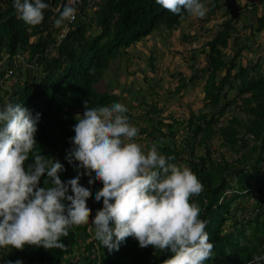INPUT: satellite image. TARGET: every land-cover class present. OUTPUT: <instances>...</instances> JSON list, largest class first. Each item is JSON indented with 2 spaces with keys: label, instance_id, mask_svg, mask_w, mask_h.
Wrapping results in <instances>:
<instances>
[{
  "label": "trees",
  "instance_id": "trees-1",
  "mask_svg": "<svg viewBox=\"0 0 264 264\" xmlns=\"http://www.w3.org/2000/svg\"><path fill=\"white\" fill-rule=\"evenodd\" d=\"M44 2L62 10L67 0ZM237 4L225 0H209L208 4L211 15L223 7L227 15L207 43V64L202 70L207 74L203 107L212 113L191 112L186 122L172 119L165 124L161 109L151 105L146 114L149 124L141 126L148 147L170 137V142L160 147L161 153L174 156L178 165L188 166L204 185L192 202L199 204L200 218L208 221L206 231L215 245L205 264H249L254 255H264V61L260 58L245 67L238 63L242 52L251 49L244 38L237 39L233 53L225 52L237 34L234 22L237 12L242 11ZM189 17L187 13L183 18L173 15L155 0H94L93 4L84 0L73 24L66 22V27L57 28L59 11L46 10L43 23L33 28L19 18L13 0H0V109L8 103H21L33 116L40 114L38 150L64 165L66 171L59 175L67 182L77 176L66 155L74 147L73 127L78 112L83 115L85 111L84 100H89L90 107L118 103L117 95L98 88L111 64L144 38L160 30H176ZM254 20L255 25L246 30L256 36L264 32V11ZM64 30L67 32L60 38ZM235 109L238 111L221 125ZM152 114L159 117L156 122L149 118ZM127 115L132 122V115ZM185 124L181 133L186 135L178 143L176 135ZM164 125L168 134L162 131ZM218 134L222 142L216 151L211 142ZM228 154L235 156L229 159ZM47 179L46 174L41 177L40 187H46ZM88 181L84 175L80 183L93 194L87 201L91 220L103 208V203L95 200L103 185ZM47 186H51L50 181ZM61 242L65 250L31 246L23 251L0 249V264H15L17 260L23 264H164L174 255L151 246L141 248L133 237L127 238L119 251L109 252L94 239L91 221L71 229Z\"/></svg>",
  "mask_w": 264,
  "mask_h": 264
},
{
  "label": "clouds",
  "instance_id": "clouds-1",
  "mask_svg": "<svg viewBox=\"0 0 264 264\" xmlns=\"http://www.w3.org/2000/svg\"><path fill=\"white\" fill-rule=\"evenodd\" d=\"M83 1L67 0L58 10L44 0H13V8L33 28L43 23L46 10L59 11L55 26L61 28L76 21ZM155 2L181 18L187 13L202 19L209 11L203 0ZM83 105L85 111L76 116L73 127L74 147L66 155L77 176L67 182L59 175L66 171L64 165L38 150L40 114L33 116L21 103L0 109V249L65 250L62 238L91 221L94 239L109 252L119 251L133 237L141 248L173 253L164 264H205L215 245L206 231L208 221L200 218L199 204L192 202L204 190L197 175L175 163L174 156L161 153L163 138L147 148L138 143L140 129L130 122L125 105L90 107L88 99ZM45 174L46 187H40ZM84 175L90 185H103L95 195L103 208L91 220L87 201L93 194L80 183ZM262 262L264 255H254L249 264Z\"/></svg>",
  "mask_w": 264,
  "mask_h": 264
},
{
  "label": "rangeland",
  "instance_id": "rangeland-1",
  "mask_svg": "<svg viewBox=\"0 0 264 264\" xmlns=\"http://www.w3.org/2000/svg\"><path fill=\"white\" fill-rule=\"evenodd\" d=\"M225 1L231 4L238 3L237 5L242 8L241 12H237V23L234 22L237 34H233L229 47L225 49L226 54L233 53L232 50L236 49L238 38H244L251 49L242 52L238 63L244 67L252 66L260 58L263 63L264 32L254 36V32L246 30V27L255 25V16L264 11V0ZM203 2L208 7L209 0H203ZM225 12L226 8L223 7L214 15L208 11L202 19L190 16L176 30H160L144 38L128 49L123 57L111 64L104 81L98 86L102 93L117 95L118 103L129 109L128 113L133 118L131 123L140 129L137 142L144 144L146 148L149 143L147 139L142 138L146 134L141 132V126L149 124L146 114L149 115L151 105L161 109L160 117L165 124L170 123L172 119L186 122L191 112L198 115L203 112L212 113L203 107L207 74L202 70L207 64L206 56L209 52L207 43L216 36L219 25L227 19ZM196 76L197 79H195ZM14 82L15 79H12L11 84ZM237 111L238 109H235L228 113L221 125H225L231 114ZM149 118L155 119L153 122L159 119L155 114ZM184 128L186 124L179 128L176 135L178 143L186 135L181 133ZM162 131L168 134L169 128L164 125ZM166 142H170V137L166 139ZM221 142L219 134L212 140L211 144L216 151L220 150ZM197 153L202 155L203 151L198 150ZM218 155L219 153L216 156ZM232 156L235 155L228 154L229 159Z\"/></svg>",
  "mask_w": 264,
  "mask_h": 264
},
{
  "label": "built area",
  "instance_id": "built-area-1",
  "mask_svg": "<svg viewBox=\"0 0 264 264\" xmlns=\"http://www.w3.org/2000/svg\"><path fill=\"white\" fill-rule=\"evenodd\" d=\"M78 1H80V0H78Z\"/></svg>",
  "mask_w": 264,
  "mask_h": 264
}]
</instances>
